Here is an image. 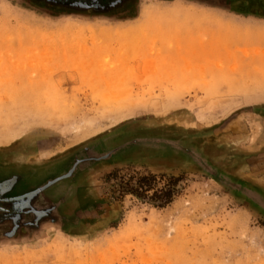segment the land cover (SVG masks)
I'll use <instances>...</instances> for the list:
<instances>
[{"label": "rangeland", "instance_id": "rangeland-1", "mask_svg": "<svg viewBox=\"0 0 264 264\" xmlns=\"http://www.w3.org/2000/svg\"><path fill=\"white\" fill-rule=\"evenodd\" d=\"M198 1L0 0L2 164L83 159L40 225L0 215V264H264V19Z\"/></svg>", "mask_w": 264, "mask_h": 264}, {"label": "water", "instance_id": "water-1", "mask_svg": "<svg viewBox=\"0 0 264 264\" xmlns=\"http://www.w3.org/2000/svg\"><path fill=\"white\" fill-rule=\"evenodd\" d=\"M108 155L109 154H103L102 157H107ZM82 161L83 159L76 158L75 161H73L67 168L66 173L63 175H52L49 177V179L41 181L38 180L40 183H37L35 186L30 188H22L24 187L22 186L23 182L27 178L42 179V171L36 176H32L31 172L29 173L25 171H23V173H18L16 172V167L14 165H4L0 160V171H3V174L0 176V201L7 202L9 207L14 212H17L18 215H15V217H18L26 212H33L36 216L37 223L39 222L41 224L42 216L49 215L53 207L47 210L38 209L36 211H32V203L40 201L42 199V192H44L50 186L54 185L62 178L71 176ZM18 185L20 188H17Z\"/></svg>", "mask_w": 264, "mask_h": 264}, {"label": "crops", "instance_id": "crops-1", "mask_svg": "<svg viewBox=\"0 0 264 264\" xmlns=\"http://www.w3.org/2000/svg\"><path fill=\"white\" fill-rule=\"evenodd\" d=\"M200 4H206L208 6H210L213 10H219V9H223L226 10L227 12H229L230 14L233 15H243L245 17H254L257 19H264V15L260 14V13H255V12H245V11H241L240 10V6H237L235 4L234 1L228 2V3H224V2H209V1H198ZM216 12H212V14H214Z\"/></svg>", "mask_w": 264, "mask_h": 264}, {"label": "trees", "instance_id": "trees-1", "mask_svg": "<svg viewBox=\"0 0 264 264\" xmlns=\"http://www.w3.org/2000/svg\"><path fill=\"white\" fill-rule=\"evenodd\" d=\"M155 178V175L151 174L149 176H143L141 179V185L149 186V183H151L152 179ZM173 192L171 190L163 192V194L159 195L156 194V197H163L165 199V203H168L172 200Z\"/></svg>", "mask_w": 264, "mask_h": 264}, {"label": "flooded vegetation", "instance_id": "flooded-vegetation-1", "mask_svg": "<svg viewBox=\"0 0 264 264\" xmlns=\"http://www.w3.org/2000/svg\"><path fill=\"white\" fill-rule=\"evenodd\" d=\"M5 202L4 201H0V215L2 214H5L6 213H9V212H13V210L11 211L9 208H6L7 206L4 205Z\"/></svg>", "mask_w": 264, "mask_h": 264}]
</instances>
